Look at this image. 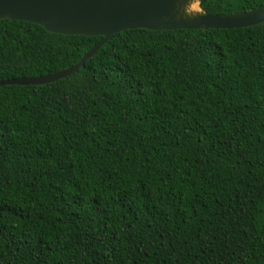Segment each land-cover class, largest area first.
I'll return each mask as SVG.
<instances>
[{
  "label": "trees",
  "instance_id": "trees-1",
  "mask_svg": "<svg viewBox=\"0 0 264 264\" xmlns=\"http://www.w3.org/2000/svg\"><path fill=\"white\" fill-rule=\"evenodd\" d=\"M101 38L0 19V80ZM0 264H264V22L126 29L0 86Z\"/></svg>",
  "mask_w": 264,
  "mask_h": 264
},
{
  "label": "water",
  "instance_id": "water-1",
  "mask_svg": "<svg viewBox=\"0 0 264 264\" xmlns=\"http://www.w3.org/2000/svg\"><path fill=\"white\" fill-rule=\"evenodd\" d=\"M201 0H0V19L22 20L43 26L47 31L102 38L73 66L34 77L0 80V86L45 84L70 74L85 64L113 34L126 29L150 30L242 28L264 22V4L234 14H210ZM196 5L198 10L189 11Z\"/></svg>",
  "mask_w": 264,
  "mask_h": 264
},
{
  "label": "bare ground",
  "instance_id": "bare-ground-1",
  "mask_svg": "<svg viewBox=\"0 0 264 264\" xmlns=\"http://www.w3.org/2000/svg\"><path fill=\"white\" fill-rule=\"evenodd\" d=\"M189 11H196L198 10V7H196V5H192L191 7H188Z\"/></svg>",
  "mask_w": 264,
  "mask_h": 264
}]
</instances>
